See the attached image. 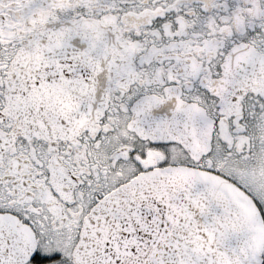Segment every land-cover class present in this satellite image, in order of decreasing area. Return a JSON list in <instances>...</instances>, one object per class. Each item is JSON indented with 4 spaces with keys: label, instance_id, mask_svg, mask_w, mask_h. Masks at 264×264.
Instances as JSON below:
<instances>
[{
    "label": "snow or ice",
    "instance_id": "1",
    "mask_svg": "<svg viewBox=\"0 0 264 264\" xmlns=\"http://www.w3.org/2000/svg\"><path fill=\"white\" fill-rule=\"evenodd\" d=\"M0 264H264V0H0Z\"/></svg>",
    "mask_w": 264,
    "mask_h": 264
}]
</instances>
